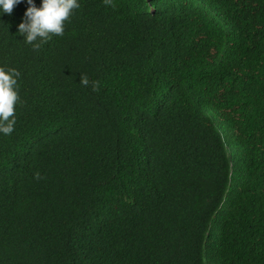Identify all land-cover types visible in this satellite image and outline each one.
I'll use <instances>...</instances> for the list:
<instances>
[{"label":"trees","instance_id":"trees-1","mask_svg":"<svg viewBox=\"0 0 264 264\" xmlns=\"http://www.w3.org/2000/svg\"><path fill=\"white\" fill-rule=\"evenodd\" d=\"M79 2L0 16V264H264V0Z\"/></svg>","mask_w":264,"mask_h":264},{"label":"clouds","instance_id":"clouds-1","mask_svg":"<svg viewBox=\"0 0 264 264\" xmlns=\"http://www.w3.org/2000/svg\"><path fill=\"white\" fill-rule=\"evenodd\" d=\"M28 5L23 21L18 25V34L24 37V43L31 45L38 52L43 44H47L53 36L62 37L65 24L75 10L80 8L79 0H41L37 7L35 0H0V16L11 15L14 7L25 3ZM106 5L111 0H105ZM19 71L14 68L0 67V135L10 136L15 131L16 106L19 103ZM80 83L88 87L87 76L80 78ZM93 90H98L99 83L92 81ZM40 179V174H36Z\"/></svg>","mask_w":264,"mask_h":264}]
</instances>
